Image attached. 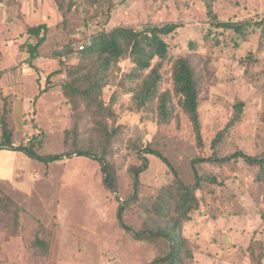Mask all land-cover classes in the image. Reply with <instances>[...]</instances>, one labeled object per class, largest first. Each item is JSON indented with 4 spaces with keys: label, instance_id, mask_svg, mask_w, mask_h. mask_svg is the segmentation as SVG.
Returning <instances> with one entry per match:
<instances>
[{
    "label": "rangeland",
    "instance_id": "1",
    "mask_svg": "<svg viewBox=\"0 0 264 264\" xmlns=\"http://www.w3.org/2000/svg\"><path fill=\"white\" fill-rule=\"evenodd\" d=\"M214 10L223 20L261 21L264 0H214ZM207 20L204 0H114L110 15L101 0H76L71 9L67 0H0V116L7 109L15 145H27L38 135V153L65 154L44 161L0 149V264H149L167 254L166 238L136 239L120 226L117 211L128 200L124 220L135 230L163 225L156 198L173 175L158 156L147 154L149 167L140 175L134 200L129 167L141 163L138 150L150 145L193 184L191 159L214 153L212 142L240 100L242 118L224 133L217 155L242 150L264 156V22L251 26L243 39L231 30L206 36ZM170 22L182 24L167 37L170 55H190L201 75L205 71L199 107L203 146L177 97L170 122L136 104L134 82L125 76L133 68L129 58L118 63L112 81L92 103L66 92L81 43L104 29ZM40 23L49 30L36 70L26 51V43L36 39L26 28ZM170 69L167 61L161 90L172 88ZM97 103L109 111L99 113ZM101 124L113 135L106 145L115 190L106 185L96 156L76 153H102ZM197 167L219 183L205 182L197 191L202 206L184 229L195 250L189 264H251L246 250L251 239L264 245V165L241 158Z\"/></svg>",
    "mask_w": 264,
    "mask_h": 264
},
{
    "label": "trees",
    "instance_id": "2",
    "mask_svg": "<svg viewBox=\"0 0 264 264\" xmlns=\"http://www.w3.org/2000/svg\"><path fill=\"white\" fill-rule=\"evenodd\" d=\"M101 1L107 5V12L110 15L114 0ZM67 2L68 9H71L76 0H67ZM204 3L209 24L206 36H209L213 30L215 32L231 30L238 37L244 39L251 26L262 25V22H264V19L254 22L250 20H223L214 10V0H204ZM181 26V23L176 22L150 24L142 28L122 25L109 31L104 29L96 33L85 43L83 49L78 48L79 63L67 73L66 92L75 96H82L87 103H92L94 98H98L101 95L103 88L112 81L118 63L123 59L129 58L133 62V68L125 76L130 78L131 82H134L131 91L136 104L141 108L145 107L155 112L161 122H170L176 115L173 100L174 97H177L178 103L191 122L197 144L203 146L204 139L199 107L205 71L202 70L201 75L190 55L182 53L175 57L171 56L170 45L167 41V37L176 33ZM48 30L49 27L45 23L29 25L26 28L29 38L34 37L36 39L35 42L26 43L29 65L36 70L39 67L35 60L39 57V48L46 41ZM167 61H171L170 78L172 88L161 90L162 69ZM61 70L58 69L51 72L48 77L60 73ZM47 90V86L42 87L40 94ZM98 105L97 103L95 107L99 113L109 111L104 103ZM234 108L235 112L232 119L212 142L211 146L214 153L211 156H198L191 159V169L195 176L193 184H186L183 181L178 170L161 151L152 148L150 145L138 150V157L141 159V163L133 164L129 167V172L133 179V191L130 199L135 200L139 197L142 187L140 175L149 167L147 154L158 156L168 166L169 171L173 175L171 183L165 186L156 198L157 207L155 213L159 221L164 222L163 225H156V227L145 226L135 230L124 220L128 200H125V203L121 204L117 211L120 226L131 232L136 239L143 240L147 237L156 238L163 236L168 240L169 252L163 256L156 257L149 264H189L195 260V250L191 247L190 239L185 235L184 229L186 224L192 221L194 213L202 206V198L197 193L202 188V184L205 182L219 183L215 176L200 174L197 167L199 163L225 164L233 159L242 158L251 165H264V156H253L242 150H237L224 156L217 155V148L223 139L224 133L242 118L244 101L236 102ZM0 124V149L20 150L44 161L58 160L65 155L64 153L48 155L38 153L36 150V145L39 144L38 135L32 136L27 145L22 143L15 145L13 130L7 118V109L0 116ZM100 127L103 133L101 136L102 153L97 154V152L82 149H79L76 153L78 155L96 156L102 164V170L106 174L104 178L106 185L111 190H115V186L112 183V172L108 162L106 145V142L113 140V135L106 124H101ZM66 155L70 156L71 153ZM246 250L251 264H264V245L262 240L251 239Z\"/></svg>",
    "mask_w": 264,
    "mask_h": 264
},
{
    "label": "built area",
    "instance_id": "3",
    "mask_svg": "<svg viewBox=\"0 0 264 264\" xmlns=\"http://www.w3.org/2000/svg\"><path fill=\"white\" fill-rule=\"evenodd\" d=\"M85 47V43H81L80 45H79V48L80 49H83Z\"/></svg>",
    "mask_w": 264,
    "mask_h": 264
},
{
    "label": "crops",
    "instance_id": "4",
    "mask_svg": "<svg viewBox=\"0 0 264 264\" xmlns=\"http://www.w3.org/2000/svg\"><path fill=\"white\" fill-rule=\"evenodd\" d=\"M264 262V261H263Z\"/></svg>",
    "mask_w": 264,
    "mask_h": 264
}]
</instances>
